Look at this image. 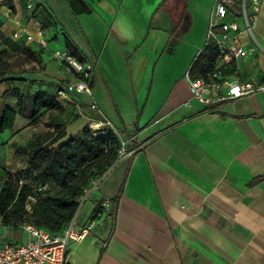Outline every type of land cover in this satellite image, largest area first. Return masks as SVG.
<instances>
[{"label": "crops", "instance_id": "obj_1", "mask_svg": "<svg viewBox=\"0 0 264 264\" xmlns=\"http://www.w3.org/2000/svg\"><path fill=\"white\" fill-rule=\"evenodd\" d=\"M214 1L41 2L61 49L66 35L92 68L84 118L95 103L94 121L127 135L128 147L141 146L90 197L86 223L92 230L104 222L101 247L86 234L71 243L68 264H264V92L204 111L185 77L206 44ZM20 8L0 17L4 38L41 29ZM253 42L256 53L233 66L264 83V23L241 37L244 47Z\"/></svg>", "mask_w": 264, "mask_h": 264}, {"label": "trees", "instance_id": "obj_2", "mask_svg": "<svg viewBox=\"0 0 264 264\" xmlns=\"http://www.w3.org/2000/svg\"><path fill=\"white\" fill-rule=\"evenodd\" d=\"M6 4L13 9V0H6ZM38 7L27 18H35L41 27L49 28L52 16L46 8ZM63 37L66 50L81 60L74 43L68 36ZM0 40L2 82L13 74L5 59L9 53H15L17 46L26 48L27 52L33 46L24 41L14 42L10 38H4L1 33ZM218 58L217 49L209 43L205 44L189 69L191 79H207L215 71H220L222 76L234 74L233 65L226 71L219 70ZM65 85L66 83L63 86ZM56 92L54 96L37 92L29 98L30 125L43 122L44 128L52 132L37 136L20 149L25 154L27 173L33 177V182L28 184L12 179L3 182L0 188V219L4 227L17 229L26 223L55 235L61 234L77 213L83 191L90 186L92 180L102 176L117 161L121 142L111 128L94 132L89 127H84L79 134L67 136L63 130L59 131L56 123L50 122L51 118H58L65 112L62 105L65 101L57 99ZM3 96L15 99L17 111L3 104V101L0 102V134L12 128L17 114H24L27 101V97L16 88L7 90ZM45 113L47 121L40 120ZM38 118L40 119L37 120ZM259 182L261 179H255L249 187ZM111 210L109 213L112 215L114 212L111 213ZM101 211L98 206L93 215L96 216Z\"/></svg>", "mask_w": 264, "mask_h": 264}, {"label": "built area", "instance_id": "obj_3", "mask_svg": "<svg viewBox=\"0 0 264 264\" xmlns=\"http://www.w3.org/2000/svg\"><path fill=\"white\" fill-rule=\"evenodd\" d=\"M16 6L21 7V12L30 14L38 6L33 0H13V9L6 4V0H0V17L9 19ZM38 8H42L39 5ZM260 0H215L210 12L206 31V44L215 47L219 53V70L226 71L229 66L238 61H246L251 58L257 50L256 44L250 43L244 47L241 37L246 34L252 38L254 22L259 13ZM48 31L44 33L39 29L36 35L31 34L26 28H18L12 31L10 39L14 42L24 41L27 44L39 48H49ZM54 57L65 64L71 75V81L65 86L58 88L57 99L70 101L73 95L92 98L91 72L89 63L78 59L66 49L52 51ZM189 86L191 98L204 107V111H211L228 102L239 100L252 94L264 92V83H258L254 79H245L236 75L222 76L220 71L211 73L207 79H191L189 73L185 75ZM185 102L184 106H188ZM89 108L92 111L98 109L95 103ZM89 126L92 129L100 127L110 128L108 122L94 121ZM113 133L119 135L113 130ZM141 146L128 147L124 143L118 151L116 162L132 157ZM111 168V167H110ZM110 168L102 176L91 181L90 186L83 191L79 199V208L90 199L97 191L100 183L106 177ZM41 191V189H39ZM105 200L103 205H108ZM29 211V206L26 207ZM78 211L61 234H52L45 229L38 228L32 224H23L17 231L26 235V240L19 243H3L0 241V264H68L69 247L71 243L80 242L92 228V221L87 222L82 228L77 225ZM0 226L4 227L1 223ZM10 228L11 227H4ZM78 228V229H77Z\"/></svg>", "mask_w": 264, "mask_h": 264}, {"label": "rangeland", "instance_id": "obj_4", "mask_svg": "<svg viewBox=\"0 0 264 264\" xmlns=\"http://www.w3.org/2000/svg\"><path fill=\"white\" fill-rule=\"evenodd\" d=\"M33 1L35 6L43 2V0ZM262 23H264V0H260L259 13L257 14V20L254 24ZM41 30H43L44 33L46 31L49 32V49L32 45L33 47L27 52L26 48L17 46L15 53H9L10 55L5 58L13 74L7 76L5 81L0 82V102L3 101V104L17 111L15 99L5 98V96H3V94L11 88L19 90L27 97V101L24 114H17L12 128L0 134V188L7 179L16 180L21 183L26 182L28 184L33 182V177L29 176L27 173L25 154L20 149L26 147L37 136L43 135L46 132L51 133L52 130L45 129L43 122L30 125L32 121L30 119L31 104L29 98L37 92H44L54 96L56 90L63 86V81H66L71 75L68 67L57 60L52 53V51H59L62 47V44L56 42L57 38L54 37V27H41ZM57 37L60 39V34L57 35ZM1 48L0 46V50ZM81 97L82 98L73 95L71 97V102H63L62 105L65 108L64 114L58 118L50 119V122L56 123L60 128L59 131L63 130L67 136L79 134L84 127H89L90 130L94 132L105 129V127L92 129L91 126H89L95 120L93 113H91L94 111H87L88 118H84L86 117V113L84 112H86V105L89 103V99L85 96ZM81 99L86 105L82 103ZM77 105H79V108ZM84 109L85 111L83 112ZM46 118L47 113L43 114L41 119L38 118L37 120H46ZM125 122L131 125L136 122V118L128 114L125 118ZM119 139L121 145L124 143L128 146L129 141L127 135L122 134V136H119ZM92 198L93 196L91 199ZM91 199H88L78 210L77 225L84 226L89 219L92 212L90 208L93 206ZM99 221L100 222L89 231V237H86L87 240H90L89 244L93 247H101L103 243L102 238L105 231V224L100 219ZM25 240L26 235L17 231L16 228L10 229L0 226L1 242L19 243Z\"/></svg>", "mask_w": 264, "mask_h": 264}]
</instances>
